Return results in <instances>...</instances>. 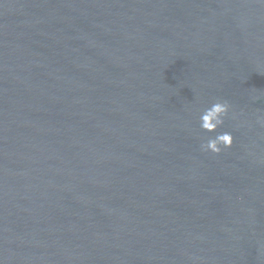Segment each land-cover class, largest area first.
Wrapping results in <instances>:
<instances>
[{"label": "water", "instance_id": "1", "mask_svg": "<svg viewBox=\"0 0 264 264\" xmlns=\"http://www.w3.org/2000/svg\"><path fill=\"white\" fill-rule=\"evenodd\" d=\"M262 121L261 0H0V264H264Z\"/></svg>", "mask_w": 264, "mask_h": 264}, {"label": "clouds", "instance_id": "2", "mask_svg": "<svg viewBox=\"0 0 264 264\" xmlns=\"http://www.w3.org/2000/svg\"><path fill=\"white\" fill-rule=\"evenodd\" d=\"M261 2H264V0H261ZM231 107L228 101L218 100L201 114L200 127L207 132L217 133L215 137L209 138L206 143L201 145L203 151L220 154L224 149L232 147L234 143L233 134L228 131H217L225 124Z\"/></svg>", "mask_w": 264, "mask_h": 264}]
</instances>
